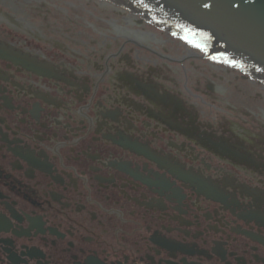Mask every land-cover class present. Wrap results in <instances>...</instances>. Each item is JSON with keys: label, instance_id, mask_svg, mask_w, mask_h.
Returning a JSON list of instances; mask_svg holds the SVG:
<instances>
[{"label": "flooded vegetation", "instance_id": "flooded-vegetation-1", "mask_svg": "<svg viewBox=\"0 0 264 264\" xmlns=\"http://www.w3.org/2000/svg\"><path fill=\"white\" fill-rule=\"evenodd\" d=\"M82 1L0 0V264H264V103Z\"/></svg>", "mask_w": 264, "mask_h": 264}, {"label": "water", "instance_id": "water-1", "mask_svg": "<svg viewBox=\"0 0 264 264\" xmlns=\"http://www.w3.org/2000/svg\"><path fill=\"white\" fill-rule=\"evenodd\" d=\"M149 1V0H145ZM197 26H208L254 61L264 62V0H162ZM210 1V11L201 5ZM191 15V16H190Z\"/></svg>", "mask_w": 264, "mask_h": 264}, {"label": "bare ground", "instance_id": "bare-ground-1", "mask_svg": "<svg viewBox=\"0 0 264 264\" xmlns=\"http://www.w3.org/2000/svg\"><path fill=\"white\" fill-rule=\"evenodd\" d=\"M130 22H135V21L132 19H129L127 21V24L128 25L131 24ZM116 33L121 34V36L124 35L125 38H127L131 41H139V40L145 41V40H143V38H144L143 33L140 31L129 30L127 32H122V33L119 31H116Z\"/></svg>", "mask_w": 264, "mask_h": 264}, {"label": "rangeland", "instance_id": "rangeland-1", "mask_svg": "<svg viewBox=\"0 0 264 264\" xmlns=\"http://www.w3.org/2000/svg\"><path fill=\"white\" fill-rule=\"evenodd\" d=\"M101 24V23H100ZM98 26H100V25H98ZM100 28V27H99ZM100 33H103V32H100ZM104 34H106V32H104Z\"/></svg>", "mask_w": 264, "mask_h": 264}]
</instances>
